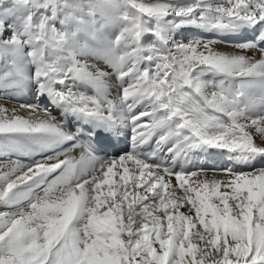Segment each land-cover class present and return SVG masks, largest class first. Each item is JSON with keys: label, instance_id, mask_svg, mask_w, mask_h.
Masks as SVG:
<instances>
[{"label": "snow or ice", "instance_id": "snow-or-ice-1", "mask_svg": "<svg viewBox=\"0 0 264 264\" xmlns=\"http://www.w3.org/2000/svg\"><path fill=\"white\" fill-rule=\"evenodd\" d=\"M13 4L18 25L0 14V264H264V0ZM244 27L255 38L228 47L175 38ZM33 86L36 102L13 101Z\"/></svg>", "mask_w": 264, "mask_h": 264}, {"label": "bare ground", "instance_id": "bare-ground-1", "mask_svg": "<svg viewBox=\"0 0 264 264\" xmlns=\"http://www.w3.org/2000/svg\"><path fill=\"white\" fill-rule=\"evenodd\" d=\"M182 3H187L189 0H181ZM23 9L17 7L13 4V0H6V3L0 5V14H2L7 20L9 24L18 25L19 21L23 15ZM252 27H244L240 28L235 32L228 33H215V32H202L200 29L196 28H185L181 29L179 32L175 34V38L177 40H191L194 37L203 36L205 39H216L222 42L223 47H228L237 43H242L248 39L247 34L250 32ZM118 29L116 27H112L109 29V35L114 36L117 33ZM14 102L19 103H33L36 102V97L34 95V86L24 91L20 92L13 98ZM40 100L48 107H53L51 102L47 99V97H40ZM53 111L55 114L59 115V109L53 107ZM69 126L75 128L79 126V121H76L74 118H70ZM130 145V132L125 130L118 139L116 145L110 147L108 149L110 154H118L120 151L125 150ZM214 151V150H212ZM25 161L28 159L27 157H22ZM200 163L223 167L226 166L228 161L224 156L221 155H212L204 154L199 158Z\"/></svg>", "mask_w": 264, "mask_h": 264}]
</instances>
